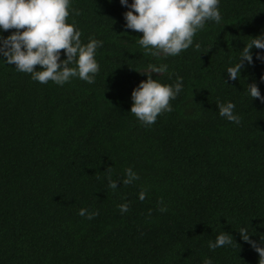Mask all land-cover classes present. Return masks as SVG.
Here are the masks:
<instances>
[{"label":"trees","instance_id":"16d2710c","mask_svg":"<svg viewBox=\"0 0 264 264\" xmlns=\"http://www.w3.org/2000/svg\"><path fill=\"white\" fill-rule=\"evenodd\" d=\"M71 7L80 15L67 22L82 41L104 42L94 84L42 85L0 61V264H259L238 232L264 235V104L247 92L256 82L264 95V63L253 49L241 79L226 71L264 34V0H221V23L208 22L167 59L144 55L119 0ZM149 63H166L159 81L182 77L183 91L145 128L130 109ZM227 102L239 125L219 116L216 105ZM129 167L140 179L109 189L107 169L122 179ZM82 208L99 215L87 220ZM221 230L237 244L210 251Z\"/></svg>","mask_w":264,"mask_h":264},{"label":"clouds","instance_id":"9594fccd","mask_svg":"<svg viewBox=\"0 0 264 264\" xmlns=\"http://www.w3.org/2000/svg\"><path fill=\"white\" fill-rule=\"evenodd\" d=\"M220 2L131 0L129 3V0H119L120 5L128 9L123 13L125 30L142 33L137 43L144 55L155 59L179 56L194 45V37L205 29L208 22L220 24ZM71 5L72 0H0V57L4 58L0 61L14 65L15 71L30 75L33 81L42 85L51 81L63 87L77 78L94 84L100 72L97 50L103 47L104 42L91 37L86 44L82 41V31L74 22H67L70 15H80ZM10 30L11 34L5 37L4 33ZM195 47L199 48V45ZM253 49L258 50L255 59L264 63V34L251 38L250 43L240 51L238 62L227 68L229 80L238 81L245 67L253 66ZM62 56L65 58L62 59ZM168 67L166 63L147 64L139 72L146 75L147 80L142 81L131 93L130 113L145 128L153 126L164 113H171V102L183 91L182 77H177L174 84H162L159 81L161 75L168 73ZM152 74H157V79H153ZM260 82L264 83V76ZM247 92L253 101L259 100L264 104V95L256 82L248 84ZM216 106L221 118L236 125L241 123L239 115L235 113L234 103ZM111 170L107 169V180L108 188L113 191L118 190V184L129 186L140 179L131 167L125 169L122 179H113ZM145 198V191L138 193L140 201ZM129 207L127 202L118 205L121 214L127 213ZM159 211L165 213L168 209L161 207ZM78 215L93 220L99 212L82 208ZM238 233L241 240L258 253L259 264H264V235H260L258 240L252 239L258 234L255 230V234L250 232L247 226L241 227ZM234 242L231 234L221 230L215 241H209L208 247L215 252L218 248L232 246ZM204 264H213V261L209 258Z\"/></svg>","mask_w":264,"mask_h":264}]
</instances>
